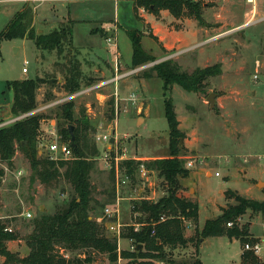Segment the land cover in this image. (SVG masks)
<instances>
[{
    "label": "rangeland",
    "instance_id": "obj_1",
    "mask_svg": "<svg viewBox=\"0 0 264 264\" xmlns=\"http://www.w3.org/2000/svg\"><path fill=\"white\" fill-rule=\"evenodd\" d=\"M23 2L24 0L21 1ZM130 3L129 0L41 2L37 11V19L41 22L35 23L37 32L49 33L60 23L66 25L69 20L61 21L67 17L75 21V43L85 45V48H79V53L82 59L88 61L82 66L84 75L81 87L78 91L67 94L57 86L63 82V75L56 70L54 64L66 63L63 57L72 53L67 46L58 55L54 50L39 51L32 40H3L0 43L2 106L6 107L11 101L9 91L2 93L7 80L35 77L46 80L37 94V113L46 116L40 123L37 151L44 149L45 144L53 139L51 131L61 137L55 117L59 106L71 103L74 119H80V112L83 110L85 119L93 128L88 139L96 148V156L90 159L93 162L90 181L92 196L99 205L97 204L93 214L100 219L97 222L102 224L108 237H113L109 230L112 224L120 223V231L127 226H134L135 230L139 228L138 224H133L136 215L132 214L136 197L138 199L150 195L152 201H156L166 193L163 178L156 170L146 168L145 165L169 155V130L164 104L166 98L172 100L179 120V130L182 133L177 138L181 148L179 158L183 168L188 170L185 178L178 177L181 188L179 192L197 201L199 228L207 219L218 216L221 207L235 204L234 199H225L224 192L227 190L236 191L246 199L264 201V80H252V75L262 72L264 67V20H261L264 16V1L258 3L253 18L256 21L246 25L245 22L251 18L248 14L250 6L243 0H218L208 4L196 2L200 6L199 21L194 18L176 19L167 10H161L155 16L144 7L138 9L136 18ZM18 4L17 1L0 2V31L9 21L14 6ZM115 17L121 25L117 39L121 54L118 73L142 68L116 83L93 88L100 82L110 80L115 72L105 76L96 72L98 68H103L99 64L95 69L93 51L86 49V46L97 42L102 47V43L98 37L91 39L90 29ZM149 29L162 36L165 43L170 44L169 49L160 50L155 46L148 36ZM133 30L142 34L141 45L145 51L153 54L156 52L155 61L134 68L127 63L131 56L127 31ZM100 36L104 39V30ZM104 45L107 46L105 42ZM107 49L112 54V50ZM164 60H170L182 72L191 73L195 69L210 67L218 69L219 73L207 78L197 92H188L173 85L165 96L162 80L153 71V66ZM22 68H26V73L22 72ZM53 80L57 83L52 89L55 99L44 102L45 93L52 88L49 82ZM132 93L135 101L130 100ZM210 93L215 94L213 107L207 101ZM56 101L58 103L55 104ZM6 109L0 122H7V125L15 116L10 113L9 108ZM113 130L112 144L109 139L108 142L96 139L101 135H108L110 138ZM115 145L118 150L125 152L124 160L139 162L133 178L129 176L125 184L121 183L123 178L120 174L117 176L113 168L111 158L114 156ZM108 150L111 151L107 155L109 157L106 156ZM17 151L11 165L0 162V168L4 170L0 180V220L18 236L16 240L7 241L8 250L24 257L28 253L25 236L32 230V220L39 213L52 214L59 210L64 201L72 196L73 190L63 178L59 179L57 185L48 187L38 179H32L33 173L26 154L21 149ZM38 156L50 159L47 151ZM73 159L74 154L69 159L50 160L58 165L59 162H70ZM141 164H144L143 170L146 171L144 175L139 172L142 170ZM63 170L58 165V171ZM19 171L22 173L19 174ZM149 182L153 184L154 195L147 187ZM119 198V206H115ZM121 205L129 209V213L124 209L126 213L122 216L123 219H119ZM115 207L118 214L105 215V208ZM24 211H30L32 217L24 218ZM233 222L244 230V235L232 241L226 235L207 237L198 252L202 264H239L242 253L255 256L257 264L264 263V213L247 209L242 216L230 221L231 226ZM225 227L228 228L227 223ZM195 230L196 227L189 223L185 234L193 235ZM255 242L260 245L258 254L245 249L247 243ZM120 245L124 248L126 243L122 241ZM76 253L67 255L74 256ZM195 253L193 248L178 249L172 252L171 258L174 264H191L195 261ZM93 257L98 264H107L106 255L94 253ZM2 262L3 258L0 256V264ZM156 264L164 263L157 261Z\"/></svg>",
    "mask_w": 264,
    "mask_h": 264
},
{
    "label": "trees",
    "instance_id": "obj_2",
    "mask_svg": "<svg viewBox=\"0 0 264 264\" xmlns=\"http://www.w3.org/2000/svg\"><path fill=\"white\" fill-rule=\"evenodd\" d=\"M140 7H144L155 16L161 10H167L176 19L194 18L199 21L201 17L199 4L190 0H134L133 12L136 18ZM33 20V6L24 3L0 31V43L3 40L28 39L34 42L38 50H54L61 55L64 46H67L72 53L76 51L72 45V21L69 20L66 25L60 23L49 33H38ZM127 36L132 51L131 67L156 60L142 48L141 33L134 30L127 31ZM148 36L161 49L163 48L150 30ZM72 53L63 57L65 64H54L56 70L63 75V82L61 81L57 86L67 94L78 91L82 84L81 64ZM153 71L162 80L165 96L173 85H178L188 92H197L201 90L202 83L207 78L219 73L218 69L210 67L195 69L191 73L182 72L170 60L155 64ZM45 83L46 80L39 77L8 82L7 86L13 92L10 113L18 117L35 110L38 107V90ZM49 83L52 88L45 93L44 102L55 99L52 89L57 83L54 80ZM164 104L169 130V155L147 162L145 165L146 168L156 170L163 178L166 193L156 201L140 199L133 202L132 211L136 215L135 224H138L139 228L135 230L134 226H127L120 231V238L129 239L135 245L134 250L119 252L123 260L122 264H156L157 261L174 264L171 258L174 249L191 244L198 253L201 241L207 237L226 235L229 239L238 238L244 235V230L235 222L226 228V223L236 220L247 209L264 213V201L246 199L236 191L227 190L224 192L225 199H234L235 204L226 208L221 207L218 216L207 219L203 227L196 230L194 235L185 236V229L189 223L197 225L198 203L195 199L183 196L179 192L181 188L178 177L185 178L188 175V170L183 168L179 158L181 148L178 146L177 138L182 136V133L179 130V120L172 100L166 98ZM45 117L41 113H35L0 127V162L11 165L16 150L21 149L29 160L32 179L34 177L48 187L57 185L59 179L63 178L72 187L73 194L56 212L39 213L32 220V230L25 236L28 253L24 257L8 250L7 241L16 240L18 236L13 232H5L4 228L7 225L0 220L2 264H98L93 257L94 253L106 255L107 264H117L118 238L106 236L102 224L97 222V216L93 214L98 204L92 196L90 181V172L93 170V162L90 159L96 156V148L88 139L89 132L93 131V128L85 119L83 110L80 112L81 118L74 119L71 103L58 107L55 117L60 140L67 143L74 154L72 161L59 162L58 165L64 168L63 172H60L55 161L38 156L37 137L40 123ZM71 124L74 125L73 142L68 129V125ZM24 142L27 143V147ZM138 165L139 162L124 160L119 163V168L125 175L133 178ZM3 175L4 170L0 168V180ZM74 252H77L74 256L67 255ZM193 264H201V262L196 258ZM240 264H257V260L252 254L242 253Z\"/></svg>",
    "mask_w": 264,
    "mask_h": 264
},
{
    "label": "built area",
    "instance_id": "obj_3",
    "mask_svg": "<svg viewBox=\"0 0 264 264\" xmlns=\"http://www.w3.org/2000/svg\"><path fill=\"white\" fill-rule=\"evenodd\" d=\"M193 1L201 3V4H208V3L217 2L218 0H193ZM243 1L250 6V9L248 10V14L251 15V18L245 22V25H246L248 23L256 21L253 18L255 16L256 12H257L258 3L261 2V1H264V0H243ZM261 20H264V16L262 17ZM116 32H117V27L114 24H108L107 26L104 27V33H105L104 42L106 43L107 47L112 50V56H113L114 62H115V73H114V76L110 80H106V81L100 82L99 84H97L93 88H96V87L99 88V87L105 86V85H107L109 83H113V82L116 83L118 80H121L123 78H126V77L130 76L131 74L136 73L137 71H139L142 68V67L134 68V69H131V70L126 71L124 73H120V74L118 73L117 69H118V64H119V61H118V59H119V50H118V46H117V42H116ZM22 72H26V68H22ZM261 79L264 80V67L262 69V72H260V73L259 72H255L252 75V80L255 81V82H258ZM130 100L131 101H135L134 93L131 94ZM57 101L55 102V104L60 102L61 100L58 101V102ZM37 112H38V110L35 109V110L31 111V112H28L26 114H23V115H20L18 117H15L12 120H10L8 122V124L13 122V121H15V120L21 119V118H23V117H25L27 115L35 114ZM6 123H1L0 122V127L6 125ZM51 133L53 134V139L50 141V143L47 146V152L50 154V159L58 160V159H69V158H71L72 155H73L71 147L67 143L62 142L60 140L59 135L57 133H55L54 131H51ZM96 139L98 141L108 142L109 136L108 135H101V136H97ZM110 152L111 151L108 150V152L106 153V156L109 155ZM113 154H114V156L111 159H113V164H114L113 168L115 170V174L117 176H118V174H120V176L123 178L121 180V183L125 184L127 182L128 178H129V176L125 175L123 172L119 171L120 169H119V166H118V164L121 161L124 160L125 152L122 149L118 150V147L115 145L114 148H113ZM107 157H109V156H107ZM140 167L142 168V170L144 169L143 164H141ZM18 173L21 174L22 171H19ZM215 175L218 176V173H216ZM118 186H119V184H118ZM104 212H105L106 216L115 215V214L118 213V209H117V207L112 208V209L105 208ZM22 216L24 218H26V219H30L32 217V214L30 213V211H24L22 213ZM227 226L230 227L231 223L230 222L227 223ZM119 227H120L119 225H115V224H112V225L109 226V230L118 239H119V235H120V228ZM4 231L10 233L13 230L9 226H6L4 228ZM134 249H135V245L131 244L130 250H134ZM245 249L250 250V251H252L255 254H258L260 252V245H259L258 242H255V243H252V244H248L247 243L245 245ZM121 261H122V259L120 257L119 252H118L117 264H121Z\"/></svg>",
    "mask_w": 264,
    "mask_h": 264
},
{
    "label": "crops",
    "instance_id": "obj_4",
    "mask_svg": "<svg viewBox=\"0 0 264 264\" xmlns=\"http://www.w3.org/2000/svg\"><path fill=\"white\" fill-rule=\"evenodd\" d=\"M4 1H6V2H11V1H17V2H19V4L17 5V6H14V8H13V10H12V12L10 13V18H9V20L11 19V17L14 15V13L16 12V11H18V10H20L21 9V7L23 6V4L24 3H30L32 6H33V8H34V20H33V24H34V26H35V23L37 22V21H39L38 19H37V11H38V7H39V5H40V3L41 2H44V1H52V0H24V2L23 3H21V1H23V0H0V2H4ZM27 1V2H26ZM33 2V3H31V2ZM113 1H115V2H117L118 0H113ZM131 3H130V7L133 9V1L134 0H129ZM54 8V7H53ZM65 20H70V21H72L73 22V26H72V45H73V47L75 48V52H73L72 53V55H74V57L80 62V64H81V77H83V69H82V66H83V64L85 63V61H87V60H84V59H82L81 57H80V53H79V48H85V47H83V46H85V45H77L76 43H75V37H74V34H73V28H74V24H75V21L74 20H71L69 17H67L66 19H64V20H62L61 22H63V21H65ZM39 22H41V21H39ZM113 22V23H112ZM149 22L150 23H152V21L151 20H149ZM108 24H114L116 27H117V32H116V42H117V39H118V33H119V31H121L120 29V22H119V19L118 18H114V19H112V20H110L109 22H105V23H100V24H98L97 26H95V27H93V28H91L90 29V37H91V39L94 37H98V38H100L101 39V43H102V47H99L98 46V44H97V42H94V44L92 45L91 43H90V45H87L86 46V49H89L90 48V50L91 51H93L92 52V55H93V58L95 59V64H96V66H95V69H97V67H98V65L100 64L101 65V67L103 68V69H99L98 68V70H96V72L99 74V75H107V74H110V73H112V71H114L115 72V62H114V58H113V56H112V54H111V52L109 51L108 52V49H107V46H105L104 45V39H102V37L100 36V34L102 33V31L104 30V27L105 26H107ZM152 27H154L155 28V26L152 24ZM120 28V29H119ZM149 28H150V26H149ZM157 38H158V40H159V42H160V44H161V46L163 47L162 49L159 47V45L157 44V43H155L153 40V42L155 43V46H157L160 50H165V48L166 49H169V47H170V44H167V43H165V41L162 39V36H160L159 34H156V33H154L151 29H149ZM38 33H39V31H38ZM151 39V38H150ZM106 44V43H105ZM117 46H118V44H117ZM156 48V47H155ZM119 50V49H118ZM40 51V50H39ZM132 52V51H131ZM146 52H148V51H146ZM149 54H151L152 56H154V57H157L156 56V52H155V54H153V53H150V52H148ZM119 55H121L120 53H119ZM84 60V61H83ZM88 62V61H87ZM89 62H92L93 63V60H90ZM127 63H131V56H130V60L127 62ZM95 71V70H94ZM26 73V72H25ZM35 75H36V68H35ZM83 79V78H82ZM124 79V78H123ZM17 80H23V79H17ZM122 80V79H121ZM10 81H13V80H7L6 82H5V88H4V90L2 91V93H4V91H9V94L11 93V101H9V103H7L8 105L6 106V108H9L10 109V106H11V102H12V97H13V92H12V90L11 89H9L8 88V86H7V83L8 82H10ZM119 81V80H118ZM115 90H116V88H115ZM1 97H2V95L0 96V106H2V104H3V101H2V99H1ZM7 110V109H6ZM6 112V111H5ZM4 114V113H3ZM2 114V115H3ZM40 143V142H39ZM40 145H41V143H40ZM47 146H48V144H45V146H44V149H39L38 150V154H41V153H43V151H47ZM18 153V151L16 150V154ZM15 154V155H16ZM140 170V169H139ZM141 174H145V172L146 171H144V170H140L139 171ZM139 173V174H140ZM147 187L149 188V190H150V192H151V194H155V191H154V189H153V184L151 183V182H149L148 184H147ZM143 197H145V199L146 200H151L152 201V197L150 196V195H145V196H143ZM143 197H140V198H138L137 199V197L135 198V200H139V199H142ZM121 199H123V198H121ZM144 199V198H143ZM119 200H120V198L118 199V200H116L115 202V206L116 205H118L119 206ZM121 201V200H120ZM129 213V209H128V207L127 208H125V207H122V205H121V207H120V214H119V219L123 216V215H125V210ZM124 211V212H123ZM118 214V213H117ZM132 214H135L134 212L132 213ZM115 216V215H114ZM124 217V216H123ZM123 217H122V219H123ZM98 217H96V220L97 221H100V219H97ZM135 223V221L133 222V224ZM116 225H121L120 223H117ZM191 225V224H190ZM204 225V224H203ZM109 226V225H108ZM195 227H196V230H200L202 227H200L199 228V226H198V220H197V225H194ZM187 228V227H186ZM195 230V231H196ZM194 235V234H193ZM114 236V235H113ZM185 236L186 237H189V236H192V235H188V234H185ZM234 238H232V239H230V241H232ZM206 239H204L203 241H201V243H200V245H199V248H200V246H201V244L205 241ZM122 241H124L125 243H126V245H125V247L123 248L121 245H120V242H122ZM131 244H133V243H131V240H129V239H124V238H120L119 237V239H118V252H120V251H124V250H129L130 249V246H131ZM189 248H193L194 249V251H195V248L191 245V244H188L187 246H185V247H183V248H177V249H174V250H178V249H189ZM199 248H198V252H199ZM173 250V251H174ZM172 251V252H173ZM193 251V250H192ZM196 254V258H198V253H195ZM195 258V259H196ZM199 259V258H198ZM200 260V259H199ZM200 262H201V260H200ZM123 263V260L121 261V264ZM191 264H193V263H191ZM201 264H202V262H201ZM230 264H235V263H230ZM240 264V263H239Z\"/></svg>",
    "mask_w": 264,
    "mask_h": 264
},
{
    "label": "water",
    "instance_id": "obj_5",
    "mask_svg": "<svg viewBox=\"0 0 264 264\" xmlns=\"http://www.w3.org/2000/svg\"><path fill=\"white\" fill-rule=\"evenodd\" d=\"M207 101L209 102L210 106L213 107L214 103H215V94L214 93H210L208 95V97H207ZM4 111H6V107L0 106V120L2 119V114L4 113ZM68 129H69V133L71 134V141L73 142V139H74V137L72 135L73 127L69 126ZM113 134H114V130L112 131V136L109 138V143L110 144H112L114 142ZM23 144L27 147V143L26 142H24ZM40 210H42V208H40ZM139 248H140V246H139Z\"/></svg>",
    "mask_w": 264,
    "mask_h": 264
}]
</instances>
